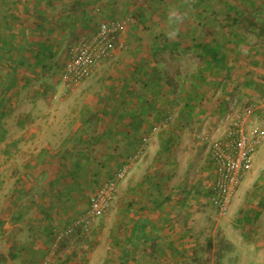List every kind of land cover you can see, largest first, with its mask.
<instances>
[{
    "label": "crops",
    "instance_id": "0c3cea01",
    "mask_svg": "<svg viewBox=\"0 0 264 264\" xmlns=\"http://www.w3.org/2000/svg\"><path fill=\"white\" fill-rule=\"evenodd\" d=\"M260 15H263L261 19ZM177 16L181 19L177 20ZM108 19L123 20L125 30L135 42L126 45L123 58L116 56L108 63L110 77L101 91L106 102H101L98 108L79 110L81 119L77 126L61 127L59 131L50 128L49 131L59 135L52 144L37 143V136L45 127L35 123L37 121L27 126L24 120L48 115L59 117L60 113L41 110L38 107L41 103L33 108L26 104L33 106L38 101L43 102L50 91V82L60 88V72L69 45L96 29L99 21ZM260 20H264V0H0V116L17 118L16 124H0V163L17 166L18 170L4 179L7 183L11 179L12 184L2 190L3 195L7 198L16 195L18 203L13 208L6 200L0 208V238L5 233L8 235L4 238L9 249L2 246L9 253L0 254V264H74L78 246L82 245L86 248L85 260L94 262L97 257V264H123L125 256L130 257V264H154L156 261L168 264L180 259L194 242L188 237V216L183 221L177 216L190 203L186 197L175 200L167 185L169 200L153 208L149 199H144L149 192L140 186L146 175L124 193L126 199L129 197L133 201L130 207L122 205L120 208L123 213L129 210V222L123 226L127 236L117 230L121 222L115 220L108 226L111 235L105 246L106 238L105 242L101 241L100 229H106L107 222H93L89 228L91 232L74 229L59 240L55 248L53 244L55 233L87 209L94 182L103 177L104 173L98 170H104L101 165L111 156L105 151L112 140L108 133L125 132L132 116L134 121L144 118L139 130L150 135L158 131L162 118L172 117L167 109L172 101L171 94H174L173 80L162 76L152 54L178 53L185 58V54L193 53L197 70L185 82L188 89L176 84L182 88L178 92L181 107L175 117L181 116L183 111L197 116L202 112L196 106L200 100L196 99L193 107L187 108L185 101L196 89L195 77L208 73L204 68L210 60L202 45L207 43L205 47L218 48L219 56L226 58L222 61L224 69L248 68L250 63L256 62L246 57L255 48L246 37L252 32L259 34L264 27ZM243 58L250 63L241 62ZM143 59L151 61L150 70L145 74V66H141ZM211 62L213 70L221 64ZM84 81V85L89 84L87 79ZM60 91L55 93V98ZM140 99L156 100L157 105L148 112L137 108ZM156 115L161 118L158 122L153 120ZM152 124L159 126H153L154 130L150 127ZM91 127L94 135L89 134ZM10 131L22 137L9 140ZM27 131L34 137L33 143L26 140L28 136L23 133ZM78 131L81 134L76 135ZM112 154L111 162L117 157ZM137 159L139 155L131 166L136 165ZM149 170L146 169L145 174L151 172ZM197 183L199 180L193 185ZM210 188L211 185L207 191L210 192ZM200 191L196 193L203 195ZM26 194L32 195L28 207L22 202ZM202 199L198 197L197 201ZM93 242L97 245L93 246Z\"/></svg>",
    "mask_w": 264,
    "mask_h": 264
},
{
    "label": "rangeland",
    "instance_id": "374dc122",
    "mask_svg": "<svg viewBox=\"0 0 264 264\" xmlns=\"http://www.w3.org/2000/svg\"><path fill=\"white\" fill-rule=\"evenodd\" d=\"M261 16L263 15H260V19ZM262 22H264V20H260V25H262ZM125 29L126 26L124 24L122 31L117 37L118 43L115 52L105 58L92 75L86 78L89 84L86 83L84 85V82H86L84 81L86 79H84L73 88H65L62 85L59 86L60 88H57L55 87V82H50V91H48L49 93L47 96H44L45 99H43V102L38 101V103H35L33 106H31V104H26V107L33 108L41 103L38 106L41 110H55L57 112L56 114L60 113V115H58L59 117L54 116L51 118L48 115L47 117H32L24 120L27 126L37 121L35 123L41 125L42 128L45 127L41 130L40 136H37V143L43 145L45 142H51L52 144L59 135L54 131H49L50 128L51 130L59 131L61 127L77 126L80 124L81 119L79 117L80 113H78L79 110L98 108L101 102H106V100H104V95H101V91L106 85V81H109L108 63L113 61L116 56L123 58L124 55L122 54L126 45L129 44L130 41L135 42L133 37H129ZM246 39L250 45L255 47L254 52L246 57H250L249 60L254 63L256 62L257 65H255L256 63L251 64L250 62L249 64L247 62L248 59L245 61V58H243L240 61L246 62V65L249 64L248 68L241 66L231 70L223 68L221 70V75L224 76L225 73L228 72L230 80L227 81V78L225 79L223 76H219L216 82L209 77L213 75V68L211 64L210 66L208 65L209 72L206 75V77L209 78L207 79L208 87L204 89V93L202 94L205 96L203 101L199 102L202 112H199L200 114H197V116H190L182 122V127H180L178 136L175 138L172 145L174 163L171 169L168 168L165 171L167 177L166 181L168 188H170V191L175 195V200L177 199L180 201L186 197L188 203H190L188 207L183 210V213L180 212L177 216L179 217V221H183L185 216H188V220L190 221V224H188V237L192 238L194 242L189 245L186 253L183 254L180 259L176 258L174 262L171 261L168 262V264H264V205L260 203L264 197V136L253 155V161L249 170L245 173L225 212L220 213L214 209L209 202L210 192L207 191L214 177L209 153L210 140L222 137L225 128L234 118H237L238 115L245 117L244 127L250 133L258 134L261 129H264V27H261L259 34L258 32H252ZM184 57L185 58H181V54L178 53L167 54L161 51L154 55V59L159 63L158 68H160L162 76L166 75L173 80L172 90H174V94H171L172 101L169 102L170 107L167 109L172 117L162 118L164 120L159 127L160 129H157L158 131L161 129H168V127L171 126V122H173L178 107H181V100H178L179 89L182 88V86L186 89L189 88V85L185 82L186 80H190L193 74L192 72H196L197 70V60L193 53L185 54ZM242 66L244 65L242 64ZM177 83H180L182 86H177ZM59 89L61 91L59 95H56L58 97L55 98L54 95L58 93ZM244 98L249 100L252 104L250 112L246 114L243 113L244 108L242 106ZM26 100L29 99L26 98ZM26 103L30 102L26 101ZM196 103L198 104V102ZM192 104L193 103L190 105L191 107H193ZM70 114L72 117H70ZM16 119V117L0 116V124L3 122L4 124L11 123V125H13L16 124ZM97 123L98 122H95V124ZM90 124L93 123L90 122ZM154 125L159 126V124ZM158 131L150 134L151 136H145V138H147V144L144 147L145 149L139 154V160L137 159L138 162L136 165L131 166L128 162L125 164L127 167L126 173L125 176L117 182V193L114 202L103 216L94 221V223H103V221L108 223V225L107 223L105 224V226H107L106 229H100L102 232L101 241L105 242L104 239L106 238L105 246H107L108 238L111 235H109L110 229L108 226L115 220L119 221L122 215L126 217L129 216L128 209L127 213L120 212L122 205H127L130 199H126L124 193L126 194L129 192L130 188L136 184L139 178L146 175V169H150L149 171L154 173L160 168L163 162V160L156 159V153L159 149L157 145L160 146V140L157 135ZM23 134L28 136L25 137L27 141H32L31 139L34 138L31 133L29 134V131ZM78 134H81V132L78 131L76 135ZM89 134L94 135L92 127ZM8 135L9 140L12 138H19V136L22 137V135L14 131H10ZM203 136L207 140L202 139ZM28 150H30L29 147H27L26 152H28ZM15 152L16 149L14 154ZM1 154L2 149L0 148V157ZM204 164L205 166L207 165V167L203 168ZM110 168L109 170H98L99 173L104 174L98 183L95 184L94 182L95 186L91 193L96 190L100 184L113 176V169L116 168V165ZM17 172V166L0 163V208L6 204V200H8L9 204L12 203L13 208H15L18 203L16 195L7 198L5 196L6 194L3 195L2 193V190H5L12 184L11 179L8 183L7 180L5 182L4 179L7 178V174L15 175ZM26 172L28 173L27 166ZM198 180L199 183H197L195 187L193 184ZM200 190L203 191L204 194L202 195L200 193L199 196L196 191ZM9 194L11 195L12 192H9ZM31 196L32 195L28 196V194H26L23 198L24 200L22 202H25L24 204H26V207H28V203L31 202ZM201 196L204 200L202 199L203 201L198 202L197 198ZM84 212L85 211H83L82 214ZM1 220L2 217L0 216V221ZM124 222H129V219ZM88 230L89 229L83 231ZM124 230L125 229H121V232ZM83 233L87 235V232ZM124 233L126 232H122L121 235H124ZM5 236L8 235L5 233L4 236L0 238V254L3 256L9 253V251L5 252L2 248V246H5V250H9L6 244L7 240L4 238ZM79 236L81 237V233ZM92 245L95 246L97 243L95 244V242H93ZM84 250H86L85 245H82V247L78 246L77 254H75L77 257L75 256L76 261L74 264H97V257H95L94 262L88 258L85 260V255H83ZM125 257L126 260L122 261V263L130 264V257ZM111 264H113V262ZM154 264L167 263L156 261Z\"/></svg>",
    "mask_w": 264,
    "mask_h": 264
},
{
    "label": "built area",
    "instance_id": "2783aa9c",
    "mask_svg": "<svg viewBox=\"0 0 264 264\" xmlns=\"http://www.w3.org/2000/svg\"><path fill=\"white\" fill-rule=\"evenodd\" d=\"M123 25L124 21L119 19L99 21L93 32L80 37L69 46L68 55L60 72V82L63 87H75L100 66L103 60L112 53L115 44L118 43L117 37L122 31ZM242 106L243 113L246 114L250 112L252 104L244 98ZM244 125L245 117L238 115L225 128L222 137L209 142V153L214 172L209 202L220 213L227 210L235 191L249 170L253 155L264 136V129H261L260 133L254 134L250 133ZM202 139L207 140L204 136ZM146 144L147 138L144 137L141 150ZM135 158H129L128 163L133 162ZM126 168L123 166L113 173L112 177L91 193L85 212L71 224L55 233L53 248L57 246L59 240L73 232L74 229H89L97 218L109 210L115 199L117 182L125 176Z\"/></svg>",
    "mask_w": 264,
    "mask_h": 264
},
{
    "label": "trees",
    "instance_id": "16d2710c",
    "mask_svg": "<svg viewBox=\"0 0 264 264\" xmlns=\"http://www.w3.org/2000/svg\"><path fill=\"white\" fill-rule=\"evenodd\" d=\"M119 20H121V19H119ZM93 31H91V32H93ZM91 32L86 33V34H90ZM86 34H84V35H86ZM84 35H82V36H84ZM82 36H80V37H82ZM79 38H77L75 41H77ZM0 40H1V38H0ZM75 41H73L72 43H74ZM117 42H118V40H117ZM116 44H115V47H113V51L111 54H113L115 52ZM206 45H207V43L202 45L201 48L203 49V51H205V55L209 58L210 61H208L206 63L207 65L204 68V70L209 72L208 65H210L211 61H213V62L219 61L221 63L216 68H214L213 73H212L213 75L209 76L211 80L216 82L217 77L223 76V75H221V73H222L221 70L223 69V67H222L223 62L222 61H224L226 58L224 55L219 56L218 48L205 47ZM152 56H154V53L152 54ZM147 61L145 59H143L142 60L143 64H141V66H143V67L145 66L144 74L147 73V70L151 66L150 65L151 61L150 62H147ZM151 69H152V67H151ZM153 70H155V68H153L152 71ZM154 73H155V71H154ZM223 77L225 79L227 78L228 80H230V76H228V72H226ZM195 79L197 80L196 83H197V85L199 84V86L196 85V89L192 90L193 95H189L187 97V99L185 101V107L186 108H187V106H190L191 103H195L196 99L200 100L198 102H202L203 98L205 97L202 94L204 93V89L206 87H208L207 86V84H208L207 79H209V78H207L206 75L200 73L197 77H195ZM122 103H124V99L122 100ZM155 105H157L156 100L149 101L147 99L146 100L140 99V101L137 105V108H140L143 110L146 109V111L150 112L153 110L152 108H155ZM197 107H198V109H201V104ZM190 116H191L190 114L183 111L181 116L175 117L173 119V122H171V126L168 127V129H164V130L161 129L158 131V138L160 140V146H159V149L157 150V153H156V159L163 160V162H162L160 168L157 171H155L154 173L147 172L146 177L140 182L141 189H143V190L146 189L149 192L148 195L144 196V199H149L150 205L154 206L153 208H157L159 205L168 201L170 198L169 193L167 192V181H166L167 177H166L165 171H166V169H168V168L171 169V167H173V163H174L173 161L174 160H173V156H172V145L174 143L175 138L178 136L180 127H182V122ZM160 119H161L160 115H156L153 117V120L155 122L160 121ZM142 120L144 121V118L141 119L139 117L136 121H134V118L132 116H130V120L128 121V123L126 125L127 130L125 132L108 133V135L112 139L111 140L112 146L110 144H108L107 149H105V151H106V153H108L111 156H113L112 153H114L117 157L111 162L109 159L112 157L110 156V158L108 159L106 164L101 165L102 168L109 170L110 167L116 165V168L113 169L114 170L113 173H115L116 171L120 170L123 166H125V164L129 160V158L137 157L138 154H140L145 149V148H143L141 150L143 138L146 136L145 135L146 133L141 132L139 130L141 127ZM153 126H155V125L152 124V126H150V127H153ZM112 137H114V138H112ZM101 166L96 165V167H98V168H100ZM212 166H213V164H212ZM95 176H96V173H95ZM96 177H98V176H96ZM99 181L100 180L96 181L95 184L98 183ZM95 184H94V186H95ZM210 191H211V189H210ZM133 200H134V198H133ZM262 200H264V197L262 198ZM262 200L260 201V203L264 205V201H262ZM132 202L133 201H131V199H129L128 204L127 205L125 204L126 208L130 207ZM128 219L129 218L124 216V215H122V217H120V220H119L121 222L119 224L120 227L117 228V230L119 232H121V229H124L123 226L126 223L124 221L128 220ZM124 231L127 233L126 229ZM124 231H122V232H124ZM126 233H124L125 236H127ZM124 235H122V236H124ZM216 264H219V263H216Z\"/></svg>",
    "mask_w": 264,
    "mask_h": 264
},
{
    "label": "clouds",
    "instance_id": "9594fccd",
    "mask_svg": "<svg viewBox=\"0 0 264 264\" xmlns=\"http://www.w3.org/2000/svg\"><path fill=\"white\" fill-rule=\"evenodd\" d=\"M177 20L181 19V17L177 16L175 17ZM173 35H175V33H173Z\"/></svg>",
    "mask_w": 264,
    "mask_h": 264
}]
</instances>
